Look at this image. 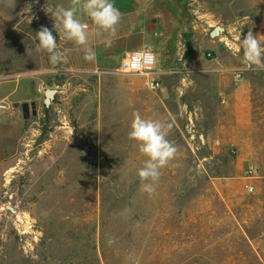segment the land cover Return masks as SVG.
Wrapping results in <instances>:
<instances>
[{
	"label": "rangeland",
	"instance_id": "obj_1",
	"mask_svg": "<svg viewBox=\"0 0 264 264\" xmlns=\"http://www.w3.org/2000/svg\"><path fill=\"white\" fill-rule=\"evenodd\" d=\"M111 2L114 36L78 9L85 48L53 29L71 0H0V264H264V180L250 195L242 179L249 164L264 174V70L236 51L249 31L264 42V0ZM41 26L66 62L36 51ZM142 47L157 57L158 96L118 69ZM47 89L66 93L46 108ZM24 103L37 116L25 120ZM134 112L177 148L152 194L129 139Z\"/></svg>",
	"mask_w": 264,
	"mask_h": 264
},
{
	"label": "clouds",
	"instance_id": "obj_2",
	"mask_svg": "<svg viewBox=\"0 0 264 264\" xmlns=\"http://www.w3.org/2000/svg\"><path fill=\"white\" fill-rule=\"evenodd\" d=\"M71 4L72 7L65 9L61 6L52 14L53 29L58 36L86 48L88 25L76 18L78 9H82L99 30L115 35L117 25L121 21V13L111 0H71ZM36 38L38 41L36 51L46 53L51 65L55 66L61 61L66 62L64 53L57 48V37L53 35V30L41 26L36 32ZM106 43L110 44L111 41L108 40ZM240 50L243 51V63L247 68L264 70V42H261L251 31L240 40L236 51ZM92 58L91 50L86 49L84 59L90 61ZM129 139L135 141L139 145V151L147 157L144 166L138 170V176L142 188L152 194L155 191V182L160 178L161 170L174 159L177 148L167 138L164 124L160 121L145 119L139 112L133 113Z\"/></svg>",
	"mask_w": 264,
	"mask_h": 264
},
{
	"label": "built area",
	"instance_id": "obj_3",
	"mask_svg": "<svg viewBox=\"0 0 264 264\" xmlns=\"http://www.w3.org/2000/svg\"><path fill=\"white\" fill-rule=\"evenodd\" d=\"M119 71L126 75L141 76L145 80L146 89L155 96H158L161 91V80L158 77L159 71L157 69V57L149 47H142L134 51H126L123 53L121 62L119 64ZM238 79L242 78V74L237 75ZM9 110L6 102H0V118L4 116ZM216 144L220 146V141ZM245 181L244 188L248 194L253 195L257 192V181L264 180L259 167L254 164H249L245 169L242 178Z\"/></svg>",
	"mask_w": 264,
	"mask_h": 264
},
{
	"label": "water",
	"instance_id": "obj_4",
	"mask_svg": "<svg viewBox=\"0 0 264 264\" xmlns=\"http://www.w3.org/2000/svg\"><path fill=\"white\" fill-rule=\"evenodd\" d=\"M148 18L152 20L153 23H156L157 20V14H149ZM225 32L224 28L217 27L213 32L211 33V38H218ZM66 93L65 89H47L44 92L45 95V106L46 108H49L51 105H54L58 96L63 95ZM31 109H32V115L37 116V104L36 103H24L22 105L23 110V116L25 120H29L31 118Z\"/></svg>",
	"mask_w": 264,
	"mask_h": 264
},
{
	"label": "trees",
	"instance_id": "obj_5",
	"mask_svg": "<svg viewBox=\"0 0 264 264\" xmlns=\"http://www.w3.org/2000/svg\"><path fill=\"white\" fill-rule=\"evenodd\" d=\"M108 205H109V201L107 199L106 196H103V204H102V220H101V241L104 245V243H106L107 241V234H108V229L110 227V222L108 221L109 218V214H108ZM120 236H117L116 239H118ZM104 257L105 259L106 254L104 253Z\"/></svg>",
	"mask_w": 264,
	"mask_h": 264
}]
</instances>
